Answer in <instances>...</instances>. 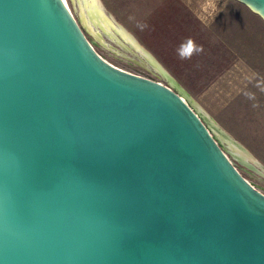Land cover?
Listing matches in <instances>:
<instances>
[{
	"label": "water",
	"instance_id": "obj_1",
	"mask_svg": "<svg viewBox=\"0 0 264 264\" xmlns=\"http://www.w3.org/2000/svg\"><path fill=\"white\" fill-rule=\"evenodd\" d=\"M184 97L0 0V264H264V191Z\"/></svg>",
	"mask_w": 264,
	"mask_h": 264
},
{
	"label": "rangeland",
	"instance_id": "obj_2",
	"mask_svg": "<svg viewBox=\"0 0 264 264\" xmlns=\"http://www.w3.org/2000/svg\"><path fill=\"white\" fill-rule=\"evenodd\" d=\"M99 2L114 26L145 48L162 69L140 63L137 45L129 50L122 36L110 37L86 19L102 34V39L97 37L82 23L78 0H67L97 51L119 67L173 86L207 124L211 121L241 144L264 168V20L237 0ZM188 38L203 51L181 59L177 49ZM211 128L242 174L264 191V171L240 161Z\"/></svg>",
	"mask_w": 264,
	"mask_h": 264
},
{
	"label": "bare ground",
	"instance_id": "obj_3",
	"mask_svg": "<svg viewBox=\"0 0 264 264\" xmlns=\"http://www.w3.org/2000/svg\"><path fill=\"white\" fill-rule=\"evenodd\" d=\"M64 1L68 5L67 0H64ZM78 2H79L78 4H80L82 22L97 37L99 36V38L102 39L101 38L102 34L94 32L91 29L92 25L93 27L102 30L105 34H107L110 37L113 35V33L114 35H116L115 33H117L118 35L122 36L126 42L130 44L129 36L122 29L118 28L116 24H115L116 26H114V22L111 19H109L108 16L105 15V12L103 11L104 9L102 8V5L100 4L99 0H78ZM85 15L87 18H85ZM86 19H88V22L91 23V27H89ZM130 37L133 38L131 35ZM134 43H136V41ZM136 45H137L136 48H138V50H141L144 53V55L149 60L152 66H154L158 70L162 69L160 64L157 62V60L145 48H142L137 43ZM128 49L132 50V48H128ZM209 123H210V126H209L210 128L215 127L216 130H218L219 137H221L223 140L228 141L232 152L236 156L241 158L244 162L248 163V165L252 166L254 169L258 171L259 170L264 171V168L261 166V164L255 158H253V156L250 154L249 151H247L246 148H244L237 141L227 136L225 133L219 131V128L213 125L211 121H209Z\"/></svg>",
	"mask_w": 264,
	"mask_h": 264
},
{
	"label": "clouds",
	"instance_id": "obj_4",
	"mask_svg": "<svg viewBox=\"0 0 264 264\" xmlns=\"http://www.w3.org/2000/svg\"><path fill=\"white\" fill-rule=\"evenodd\" d=\"M202 51V46L198 45L192 38H188L183 41L177 49L181 59H191L193 55Z\"/></svg>",
	"mask_w": 264,
	"mask_h": 264
},
{
	"label": "flooded vegetation",
	"instance_id": "obj_5",
	"mask_svg": "<svg viewBox=\"0 0 264 264\" xmlns=\"http://www.w3.org/2000/svg\"><path fill=\"white\" fill-rule=\"evenodd\" d=\"M127 43V42H126ZM129 44V43H128ZM133 44L134 45H136L133 41H131L130 40V44L128 45L129 47L131 46V48H132V46H133ZM127 45V44H126ZM134 47V46H133ZM133 49V48H132ZM130 50V49H129ZM132 51V50H131ZM139 59H140V63H142V64H146V65H151V63L149 62V60L146 58V56L142 53V52H139ZM143 59V60H142Z\"/></svg>",
	"mask_w": 264,
	"mask_h": 264
},
{
	"label": "crops",
	"instance_id": "obj_6",
	"mask_svg": "<svg viewBox=\"0 0 264 264\" xmlns=\"http://www.w3.org/2000/svg\"><path fill=\"white\" fill-rule=\"evenodd\" d=\"M253 158H255V157H253ZM256 159V158H255Z\"/></svg>",
	"mask_w": 264,
	"mask_h": 264
}]
</instances>
